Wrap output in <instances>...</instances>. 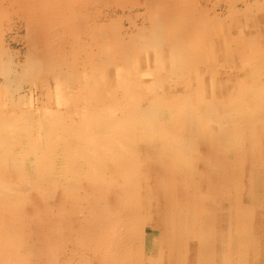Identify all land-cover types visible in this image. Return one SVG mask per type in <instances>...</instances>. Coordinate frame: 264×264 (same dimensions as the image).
Masks as SVG:
<instances>
[{
    "label": "rangeland",
    "instance_id": "rangeland-1",
    "mask_svg": "<svg viewBox=\"0 0 264 264\" xmlns=\"http://www.w3.org/2000/svg\"><path fill=\"white\" fill-rule=\"evenodd\" d=\"M261 109L264 0H0V264H264Z\"/></svg>",
    "mask_w": 264,
    "mask_h": 264
},
{
    "label": "bare ground",
    "instance_id": "bare-ground-1",
    "mask_svg": "<svg viewBox=\"0 0 264 264\" xmlns=\"http://www.w3.org/2000/svg\"><path fill=\"white\" fill-rule=\"evenodd\" d=\"M152 58V57H151ZM149 60V59H148ZM154 60V59H153ZM156 60V59H155ZM186 66V65H185ZM141 72V71H140ZM149 74V73H148ZM149 76V75H148ZM50 83H46V82H44L43 83V86H50L49 85ZM56 91H55V93H54V96H52V102H55V104H56V106H60V105H62L63 103H66V102H68V95L65 93V92H63L64 91V89H63V91H62V86H61V84L60 83H57L56 85ZM52 87V86H51ZM252 103V102H251ZM251 103H249V104H251ZM254 105H257V104H253V106L252 107H254ZM249 106V105H248ZM258 106V105H257ZM257 106L255 107V108H257ZM59 108V107H58ZM247 108V107H246ZM245 108V109H246ZM214 109V108H213ZM212 109V110H213ZM248 110H249V108H247ZM254 109V108H253ZM258 109V108H257ZM74 110V109H73ZM251 110H252V108H251ZM256 110V109H255ZM259 110V109H258ZM261 110H264V109H261ZM246 111V110H245ZM257 111V110H256ZM214 112H215V109H214ZM249 112V111H248ZM254 112V111H253ZM207 113V112H206ZM252 113V112H251ZM257 113V112H256ZM259 115H260V113H259ZM212 116H214V115H212ZM207 118V117H206ZM205 118V119H206ZM212 118H214V117H212ZM219 118V117H218ZM217 118V119H218ZM215 119V118H214ZM240 119V118H239ZM241 119H243V118H241ZM84 121V120H83ZM90 121H93V120H90V119H86V122H88V125L89 126H91L92 124H90L91 122ZM208 121V120H207ZM86 122H82L83 123V125L84 126H87V124H86ZM94 122V121H93ZM205 122V121H204ZM241 122V121H240ZM206 124H208L207 122H206ZM240 124V123H239ZM243 124V123H242ZM36 125H37V123H36ZM85 128V127H84ZM229 130H232V129H226V130H223L222 131V133H219L218 134V138H217V140L219 141V140H221V141H229V140H231L230 139V132H229ZM41 133H42V131H41ZM217 135V134H216ZM170 137V136H169ZM228 137V138H227ZM234 139V138H233ZM170 140V139H169ZM221 143V142H220ZM195 156V155H194ZM172 157V156H171ZM251 157H253V156H251ZM173 158V157H172ZM168 161V160H167ZM170 161V160H169ZM174 160H172V162H173ZM168 163V162H167ZM175 163V162H174ZM166 164V163H165ZM168 165H169V163H168ZM166 166H167V164H166ZM228 167V166H227ZM57 169V168H56ZM231 169V168H230ZM215 170V169H214ZM217 171V170H216ZM227 172V171H226ZM217 173H218V171H217ZM236 173H237V171H236ZM259 174H261L262 176H263V178H264V171L262 170ZM235 175V174H234ZM218 176V175H217ZM223 176H224V173H223ZM226 176V175H225ZM218 177H221V176H218ZM237 177V176H236ZM254 177V176H253ZM256 177V176H255ZM254 177V178H255ZM31 178V177H30ZM222 178V177H221ZM224 179V178H223ZM228 179V178H227ZM235 180H236V178H235ZM223 181V180H222ZM224 182V181H223ZM226 182V181H225ZM253 182V181H252ZM228 183V182H227ZM234 183V182H233ZM236 184H237V182H235ZM234 183V184H235ZM225 184V183H224ZM233 184V185H234ZM253 185V184H252ZM254 186V188L252 189V190H256V192L257 193H260V198L261 199H257L256 200V202H258V201H262V200H264V179H257V177H256V179H255V185H253ZM224 187H226V186H224ZM227 187H228V185H227ZM8 188V190H10V186L9 187H7ZM229 188V187H228ZM231 188V187H230ZM193 189V188H192ZM191 189V190H192ZM232 189H233V186H232ZM232 189H230V190H232ZM8 190H6V188H4L3 189V191L2 190H0V204H3L4 205V211H5V209H6V211H8V212H10L11 210H14V209H16V207H18L17 206V201H16V198H14V197H10L9 195V191ZM226 190V189H225ZM228 190V189H227ZM193 193V192H192ZM170 194H171V192H170ZM189 194H191V192H189ZM189 198H191V197H189ZM218 198V197H217ZM220 198H218V200H219ZM171 201V200H170ZM219 201H221V200H219ZM219 201H218V203H219ZM218 207H221L220 206V204H218ZM17 210H18V208H17ZM152 211V210H151ZM179 212L181 211V210H178ZM222 211V209H220V211H219V214H218V221H219V226H218V228L214 231V232H209V234H210V236L211 237H213L214 238V245L213 246H211V256H212V264H226V259H228V258H230V255L233 257V255H235L234 253H239V252H244V248L242 247V239H239V237H238V235L239 234H237V237L236 236H231L230 234H228L229 233V230L233 227L234 228V226H233V224H235V222H237V221H235V222H233V224H231L232 222L230 221V219H226L225 217H224V212H221ZM172 213V212H171ZM262 215V214H261ZM156 216V215H155ZM174 216V215H173ZM186 217H187V219H189V213H185V211H181L180 213H178L177 214V218L180 220V221H184V222H186V221H188V220H186ZM241 217V216H240ZM244 218V217H243ZM264 218V217H263ZM166 219H168V217L166 218ZM193 220V219H192ZM214 220V219H213ZM264 220V219H263ZM164 221V220H163ZM172 221H174V220H172ZM233 221V220H232ZM260 221H262V220H260ZM175 222V221H174ZM238 222H240V221H238ZM211 223H213V222H211ZM225 223V224H224ZM228 223L230 224V226H231V228L229 227V225H228ZM260 223L261 222H259V226H260ZM162 225V224H161ZM172 225H173V223H172ZM212 225V224H211ZM259 226H257V227H259ZM163 227H165V226H163ZM173 227H175V225H173ZM172 227V228H173ZM261 227V226H260ZM171 227H170V229H172ZM223 229H226L225 230V232H224V230ZM249 229H251V227H249ZM162 230H165L164 228H162ZM205 230V229H204ZM234 230V229H233ZM256 231H258V230H256ZM137 232H135L134 234H136ZM173 233V232H172ZM135 236V235H134ZM160 236V235H159ZM207 236V235H206ZM139 238V237H138ZM178 238V237H177ZM134 239H136V237L134 238ZM186 239V238H185ZM184 239V240H185ZM188 239V238H187ZM206 239V238H205ZM140 240V239H139ZM162 240V239H161ZM175 240V239H174ZM246 240V239H245ZM132 239H131V243H132ZM159 241V243H160V239L158 240ZM135 242V241H134ZM175 243H174V246H176L177 247V245L178 244H176V240L174 241ZM184 242V241H183ZM6 243H7V247H8V252H9V255H11L12 256V259H14L13 257L15 256V253L13 252V251H17L16 250V246H17V239H16V237H15V235L13 234V235H10L9 237H7V239H6ZM96 243V242H95ZM139 243V242H138ZM133 244V243H132ZM161 244H163V243H161ZM160 244V245H161ZM181 244V243H180ZM114 245V244H113ZM143 245V244H142ZM130 246V245H129ZM140 246V245H139ZM139 246H138V248H139ZM18 247V246H17ZM114 247V246H113ZM141 247V246H140ZM120 248V247H119ZM124 248V247H123ZM128 248V247H127ZM137 248V247H136ZM115 249V248H114ZM118 250V249H117ZM181 250H183V249H181ZM209 250V249H208ZM121 251H123V249L121 250ZM134 251V250H133ZM196 251V250H195ZM227 251V252H226ZM183 252V251H182ZM134 253V252H133ZM171 253H173V252H171ZM170 253V254H171ZM184 253V252H183ZM206 253V252H205ZM250 253V252H249ZM138 254H139V252H138ZM168 254V253H167ZM227 254H229V256H227ZM243 254V253H242ZM251 254H253L252 252H251ZM250 254V255H251ZM135 255V254H134ZM143 255V254H142ZM177 255V254H176ZM237 255V254H236ZM235 255V256H236ZM121 256V255H120ZM180 256V255H179ZM172 257V256H171ZM183 257V256H182ZM207 257V256H206ZM238 257V256H237ZM251 258V257H250ZM238 259V258H237ZM248 259V258H247ZM252 259V258H251ZM254 259V258H253ZM209 260V259H208ZM231 259H229V261H230ZM118 261V260H117ZM253 262H254V260H252ZM259 261V260H258ZM125 262V261H124ZM148 262V261H147ZM151 262V261H150ZM176 261L174 260V262H173V264H176L175 263ZM228 262V261H227ZM238 262V261H237ZM230 263L231 264H234L233 263V261H230ZM118 264H119V261H118ZM122 264V263H121ZM140 264V263H139ZM168 264V263H167ZM169 264H170V262H169ZM255 264V263H254Z\"/></svg>",
    "mask_w": 264,
    "mask_h": 264
}]
</instances>
